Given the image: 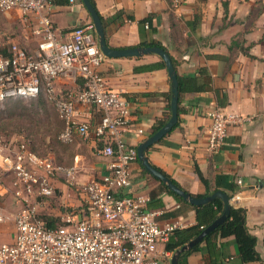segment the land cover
I'll return each instance as SVG.
<instances>
[{
	"label": "crops",
	"instance_id": "1",
	"mask_svg": "<svg viewBox=\"0 0 264 264\" xmlns=\"http://www.w3.org/2000/svg\"><path fill=\"white\" fill-rule=\"evenodd\" d=\"M94 3L104 20L105 39L111 48H133L152 39L175 60L176 75L198 77L204 69L209 76L208 90L180 97L177 126L152 145L146 157L149 164L189 194L205 193L195 173L197 165L211 187L231 195V206L246 212V226L255 237L260 261L243 263L235 239L230 236L218 239L210 250L201 243L198 251L186 257V264H264V0H94ZM15 13L24 28L22 36L27 42L22 43H36L38 39L32 34L35 17L22 24ZM149 15L154 33L148 27L139 30L137 24ZM48 17L60 41L77 26L91 22L80 0H52ZM160 61L155 55L106 58L98 69L106 87L121 93L130 104L129 120L121 135L127 146L137 148L152 135L153 127L167 110L166 97L171 93L166 68L135 71ZM81 85L79 78H60L55 82V90L65 95L68 90L74 93ZM214 108L247 120L229 126L219 150L211 152L208 143L211 120L207 113ZM79 110H83V117L92 126L99 122L100 113L87 108ZM139 129L142 135L137 134ZM75 140L68 156L73 155L72 164L78 171L85 170L76 177L81 191L88 181L100 179L107 172L108 160L100 156L103 143L93 134L86 140ZM130 171L132 194L148 198L146 209L157 212L160 226L185 228L195 224L192 205L168 194L159 181L143 172L138 161L130 165ZM10 198L16 210L18 206ZM14 233L12 223H0V245L10 242Z\"/></svg>",
	"mask_w": 264,
	"mask_h": 264
},
{
	"label": "built area",
	"instance_id": "2",
	"mask_svg": "<svg viewBox=\"0 0 264 264\" xmlns=\"http://www.w3.org/2000/svg\"><path fill=\"white\" fill-rule=\"evenodd\" d=\"M51 4L52 0H0V12H17L22 24L35 17L32 34L38 39L33 51L13 39L0 46L5 52L0 53V104L44 93L64 124L59 139L66 143L93 134L103 143L99 154L108 160L107 172L82 186L79 213L71 212L61 218V226L49 228L46 207L64 169L35 154L23 139L0 144V196L10 195L18 206L10 217L0 213V223L11 219L15 229L12 240L0 245V264H170L172 252L165 244L176 226H160L157 212L146 209L148 198L131 191L136 148L121 136L130 104L107 88L99 74L106 57L93 24L77 26L60 41L48 17ZM60 78H79L82 85L74 93L59 95L55 82ZM80 108L100 113L99 122L92 126ZM207 116L211 152L219 150L229 126L247 120L218 108Z\"/></svg>",
	"mask_w": 264,
	"mask_h": 264
},
{
	"label": "rangeland",
	"instance_id": "3",
	"mask_svg": "<svg viewBox=\"0 0 264 264\" xmlns=\"http://www.w3.org/2000/svg\"><path fill=\"white\" fill-rule=\"evenodd\" d=\"M23 29L14 11L0 12V46L13 39L33 51L36 43L23 44L27 42L22 36ZM63 127L53 103L44 93L35 99L7 100L0 104V144L23 139L38 156L51 158L64 169L54 182L55 196L46 207V212L59 217L60 222L65 215L71 212L77 214L83 209L81 185L76 177L85 172L73 166V155L68 156L71 144L78 138L73 137L71 142L66 143L59 139ZM14 211L10 196L0 197V213L10 217ZM5 223L10 225L11 219Z\"/></svg>",
	"mask_w": 264,
	"mask_h": 264
},
{
	"label": "trees",
	"instance_id": "4",
	"mask_svg": "<svg viewBox=\"0 0 264 264\" xmlns=\"http://www.w3.org/2000/svg\"><path fill=\"white\" fill-rule=\"evenodd\" d=\"M89 2L91 6L94 8V10L96 11L97 15L99 16L101 22L104 23L103 18L101 17V15L98 13V11L95 8L94 0H89ZM151 18L152 16L149 15L146 18L138 21L137 24H138L139 30L142 31L144 29V25L147 23L148 28H149L148 31L154 33L155 29L152 28L151 26ZM129 19L132 20V17ZM139 46L140 47H159L166 52V50L163 48V46L159 42L152 40V39L149 40L148 42L143 41L139 43ZM0 53L5 54V52L2 49H0ZM170 59H171L173 66L175 67L176 65L175 60H173L171 57ZM157 68L165 69L164 63L160 61L159 63H155L152 65L135 68V71L137 72L138 71H151ZM176 76H177L178 94H179L177 111L179 114L181 112V109L179 108L180 97L186 93H199V92L208 90L209 89V86H208L209 76L204 69L200 71V74L198 77H180L178 75ZM166 99H167V104H166L167 110L164 112L163 116L156 122L155 126L153 127L152 133H155L156 131H158L167 122L169 118L170 94L167 95ZM141 168L143 172L147 174V172L143 169L142 166ZM155 169L161 172L163 175H165L173 184H175L176 186L180 188V186L173 179H171L168 175H166L163 171H161L158 168H155ZM195 173L197 174L198 179L200 180L201 184L204 186L205 193L197 194V195L190 194L192 197L203 198V197H206L212 194L216 190H218L217 187L210 186L209 181L203 177L197 165H195ZM160 184L164 188V190L168 194L172 195L177 201L181 203L184 202L180 197L172 193L163 183L160 182ZM227 196L229 197V199L231 198V195H227ZM193 207L195 210V220H196L195 224L189 227H185V228H176L170 234L169 239L167 243L165 244V250L170 251V252H175L176 250L180 249L182 246L187 244L189 241L197 237L201 233V231L207 226H209L216 218H218L223 211L222 200L218 198L214 199L213 201L205 205L193 206ZM44 219L49 228H55L56 226L62 225V222H60L59 217H54V216L49 215V216H45ZM230 236H232L235 239V243L237 244V247H238V257L243 263L260 261V257L255 250V243H256L255 237L249 233L247 226H246L245 210L242 208H234L231 206L229 215L226 218V220L221 225H219L213 232L205 236L199 244L194 246L191 250L181 254L178 259L177 264H186V257L190 253L198 251L201 243H204L210 250V248H212V245H215L218 239H223V238H227Z\"/></svg>",
	"mask_w": 264,
	"mask_h": 264
},
{
	"label": "water",
	"instance_id": "5",
	"mask_svg": "<svg viewBox=\"0 0 264 264\" xmlns=\"http://www.w3.org/2000/svg\"><path fill=\"white\" fill-rule=\"evenodd\" d=\"M83 6L85 7L86 11L88 12L91 23L93 24L97 40H98V47L101 51V53L106 57L110 59H119V58H138L141 56L146 55H155L158 58L161 59V61L164 63L167 75L170 82V102H169V108H170V115L167 120V122L155 133L150 135L148 138L143 140L136 148V155H137V161L141 164L143 169L154 179L157 181L163 183L172 193H174L176 196L180 197L184 202L189 203L192 206H202L207 203H210L214 199L218 198L222 200L223 203V211L221 215L216 218L209 226L204 228L201 233L189 241L187 244L182 246L180 249L176 250L172 253V256L170 258V264H177L178 259L181 254L191 250L194 246L199 244L205 236L213 232L219 225H221L226 218L229 215V211L231 208L230 199L225 194V192L221 190H216L212 194L203 197V198H194L189 193L184 191L183 189L179 188L175 184H173L165 175H163L161 172L156 170L151 164H149L146 152L148 149L159 142L165 135H167L178 123V83H177V76L174 69V66L171 62L170 56L165 52L163 49L159 47H133V48H123V49H115L111 48L107 45L103 24L97 15L94 8L91 6L89 0H80Z\"/></svg>",
	"mask_w": 264,
	"mask_h": 264
}]
</instances>
